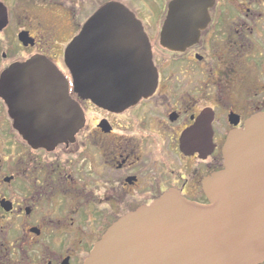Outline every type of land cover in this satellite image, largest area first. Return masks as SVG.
<instances>
[{"label": "flooded vegetation", "instance_id": "af4514ba", "mask_svg": "<svg viewBox=\"0 0 264 264\" xmlns=\"http://www.w3.org/2000/svg\"><path fill=\"white\" fill-rule=\"evenodd\" d=\"M0 2L7 17L0 75L46 59L65 77L84 120L72 141L35 147L0 96V264H85L132 211L172 191L209 202L204 182L224 168L229 133L264 111V0H185L201 5L195 24L170 15L174 0ZM16 2L25 7L21 15ZM109 2L135 14L158 73L154 92L130 105L81 98L65 57ZM163 37L195 40L176 50Z\"/></svg>", "mask_w": 264, "mask_h": 264}, {"label": "water", "instance_id": "95a60500", "mask_svg": "<svg viewBox=\"0 0 264 264\" xmlns=\"http://www.w3.org/2000/svg\"><path fill=\"white\" fill-rule=\"evenodd\" d=\"M196 5L174 0L170 15L192 16ZM0 2V30L6 24ZM135 14L120 2L102 6L74 39L66 61L81 98L124 106L152 94L158 73ZM195 38L163 37L165 45ZM104 41V42H103ZM65 77L39 56L0 75V96L31 145L52 148L72 141L83 125ZM204 125H198V127ZM224 168L204 182L208 203L172 191L123 216L97 242L85 264H261L264 262V111L231 131Z\"/></svg>", "mask_w": 264, "mask_h": 264}, {"label": "rangeland", "instance_id": "374dc122", "mask_svg": "<svg viewBox=\"0 0 264 264\" xmlns=\"http://www.w3.org/2000/svg\"><path fill=\"white\" fill-rule=\"evenodd\" d=\"M16 5H14L15 6V8H16V10L18 11V14H22V11H23V9L25 8L24 7V5L22 4V3H20V4H18L17 2L15 3ZM16 11V12H17ZM16 18V17H15ZM16 20V23H17V19H15Z\"/></svg>", "mask_w": 264, "mask_h": 264}]
</instances>
